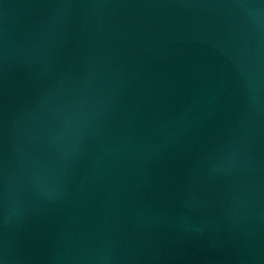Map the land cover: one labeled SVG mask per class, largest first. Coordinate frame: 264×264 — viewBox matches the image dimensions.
Masks as SVG:
<instances>
[{
  "label": "water",
  "instance_id": "water-1",
  "mask_svg": "<svg viewBox=\"0 0 264 264\" xmlns=\"http://www.w3.org/2000/svg\"><path fill=\"white\" fill-rule=\"evenodd\" d=\"M0 264H264V0H0Z\"/></svg>",
  "mask_w": 264,
  "mask_h": 264
}]
</instances>
